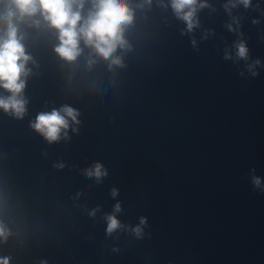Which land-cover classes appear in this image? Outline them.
Returning a JSON list of instances; mask_svg holds the SVG:
<instances>
[{"label":"clouds","instance_id":"1","mask_svg":"<svg viewBox=\"0 0 264 264\" xmlns=\"http://www.w3.org/2000/svg\"><path fill=\"white\" fill-rule=\"evenodd\" d=\"M89 4L87 14L84 15L85 5ZM151 3V0H147ZM243 5L251 6V0H229L225 5L230 12L231 8ZM170 6L176 17L186 25L182 34L193 32L199 26L198 10L208 7L206 0H170ZM57 33L58 43L54 48L55 53L66 62H74L82 53L81 42L85 47L104 60H110L111 65H121L120 57H113L117 48H123L125 26L133 21V11L124 0H10L5 9L0 13V21L4 23L3 35H0V89L5 90L6 95H0V110L22 119L27 111L28 100L23 96L27 77L31 74V68L27 67L32 57L26 53L22 43L24 37L20 34V25L27 23L29 26L39 27L41 21ZM258 21H253L257 23ZM229 31H236L232 24L228 25ZM191 44L198 50L197 41L193 38ZM235 61H244V69L240 76L247 72L250 76L259 75L257 68L264 67L261 60L251 61L247 42L239 39L234 42ZM223 59L232 60L233 54L227 49ZM78 110L65 104L59 109L53 108L50 112H40L30 127L40 134L49 144L59 142L61 139L70 141L72 134L79 132ZM54 167L63 168V163ZM83 175L94 179L97 183L108 176V170L102 162L96 161L85 167ZM251 183L254 189L264 192L262 178L255 175V169H251ZM113 198L119 195V189H111ZM99 207L90 211L89 215L95 217ZM123 211L119 201L113 206L110 213H105V233L111 236L121 229H129L137 238L144 237V230L148 227L147 217L141 216L135 226L125 225L118 219V213ZM0 237L6 238V232L0 227ZM0 264H9V258H0ZM44 264V262H42Z\"/></svg>","mask_w":264,"mask_h":264}]
</instances>
